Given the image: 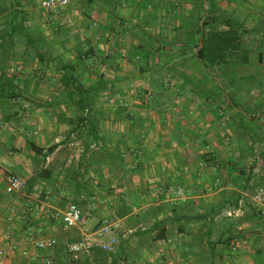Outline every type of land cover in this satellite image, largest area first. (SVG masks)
<instances>
[{
	"label": "crops",
	"instance_id": "1",
	"mask_svg": "<svg viewBox=\"0 0 264 264\" xmlns=\"http://www.w3.org/2000/svg\"><path fill=\"white\" fill-rule=\"evenodd\" d=\"M80 1L60 18L83 15L82 40H65L73 53L53 56L75 62L76 50L88 47L93 57L78 73L86 62L105 82L92 101V128L87 121L69 134L57 116L78 111L59 97L64 85L53 65L39 61L48 83L38 88L19 85L33 70L11 72L18 7L0 0V76L15 78L0 95V246L6 233L18 246L6 264H264V0ZM193 15L227 16L248 30L225 57L230 64L208 72L198 62ZM30 142L57 146L44 158ZM204 142L213 151L205 156ZM11 173L26 180L22 192L5 191ZM68 198L90 206L81 207L86 232L115 224L112 251L67 253L65 243L83 235L57 216ZM29 221L37 238H56V246L32 249Z\"/></svg>",
	"mask_w": 264,
	"mask_h": 264
},
{
	"label": "trees",
	"instance_id": "2",
	"mask_svg": "<svg viewBox=\"0 0 264 264\" xmlns=\"http://www.w3.org/2000/svg\"><path fill=\"white\" fill-rule=\"evenodd\" d=\"M20 13H22L21 10L16 9L14 18H16L17 15H20ZM191 17L194 24L189 28L188 33L192 36H198V42L194 45V53L196 59L202 67L206 71L212 72L215 66L230 64V61L224 60L225 57L232 53L233 50L240 47L239 44L234 43L237 39H239L242 33H245L248 30L243 29L242 26L234 19L227 16L205 15L200 19H198L199 17L196 18L195 15ZM220 24L226 25L227 29H219L218 26ZM206 27H209V30H206ZM12 31L16 33L20 32L28 39L30 47L35 51L40 62L46 61L47 63H54L53 67L60 73L59 79L64 86L59 94V97H62V99L68 102L69 105L75 106L78 111V115L73 118L60 114L57 116V120L67 125L69 128V134L71 132H77L82 124H85L87 121L90 123V127L92 128V124L96 122L95 115L98 113L97 111L92 113V101H96L101 95L100 89L105 80L102 73H98L97 80L88 85L83 82L81 73H78V70L81 67V60H83L84 57H93L91 55V50L88 48L84 50L77 49V52L80 54L76 57L77 60L75 62H64L60 58H56L54 56H47V58H45L44 53H41V44L44 43L43 41L45 39L39 37L36 39L32 38L25 30L22 20L20 21V25L15 22V26L12 27ZM92 63L94 62H90V65H92ZM95 73L97 74V71H95ZM210 78L216 81V77L214 75H211ZM14 80L15 78L13 77H7L6 75L0 76L1 96L6 97L8 95V92H2L3 87L8 86L10 90L13 89L15 86ZM192 81L194 84V80ZM198 84H201V81L195 82L194 85ZM30 145L33 147L35 153H43L44 158L52 153L57 146V144H53L44 149L43 147L35 145L33 142H30ZM44 173H46L45 170H41L39 175L43 176ZM28 224H30V222H25L26 226Z\"/></svg>",
	"mask_w": 264,
	"mask_h": 264
},
{
	"label": "rangeland",
	"instance_id": "3",
	"mask_svg": "<svg viewBox=\"0 0 264 264\" xmlns=\"http://www.w3.org/2000/svg\"><path fill=\"white\" fill-rule=\"evenodd\" d=\"M17 1V7L18 10H21L22 13L20 15H17L16 17V23L20 25V21L22 20V24L25 27V30L30 34V36L34 39L36 38H43L45 39L41 44V53H44V57L47 58V56H53V53L57 52V50L61 51V54H67L70 53L72 54L73 51L72 49L74 46L69 47L70 49H63L61 43H64L65 40H68L70 44H76L78 43L79 40H82L81 37L83 35L84 30L86 29V24H85V17L82 15L81 17L78 16L77 19L68 21L69 18H67L64 23H61L62 19L60 18V14L63 11H66L67 7L62 8V9H56V10H49L45 9L40 6V0H29L25 5L22 3L21 0H16ZM71 3L68 4L69 7L76 6L77 4H80V0H70ZM67 5V6H68ZM26 6V8H23ZM20 7V8H19ZM80 15V14H79ZM22 18V19H21ZM72 21V22H71ZM83 30V31H81ZM72 31H75L74 33H70ZM47 38V39H46ZM49 39L51 40L49 42ZM16 60L14 63V66H12L11 72L15 74L16 76L23 70L24 74H26V70H33V76L28 79L22 78L19 83V85H25L27 87V82L29 83V86L34 85L38 88L39 85H45V77H43L45 73L41 72L42 69L38 67V57L35 51L30 47V43L26 37H24L20 32L16 33ZM88 47H84L82 50L87 49ZM65 52H64V51ZM83 52V51H82ZM76 56H79L80 53L77 52L76 50ZM99 57V56H97ZM83 60H86L88 62V58L84 57ZM83 62L84 68H83V76L82 80H85V84H89L93 79H96L99 73V69L96 66H91L89 69H86L87 66L89 65L88 63ZM100 63V62H98ZM44 64V62H42ZM52 65L54 63H51ZM49 62L47 63L46 66H52ZM131 67V66H130ZM97 69V70H96ZM25 70V71H24ZM40 70V71H39ZM97 71V74L95 73ZM88 78V79H87ZM87 79V80H86ZM27 80V82L25 81ZM48 83V82H46ZM58 82L51 81L49 85L56 84ZM28 86V87H29ZM40 95V94H39ZM42 95V94H41ZM146 95V94H145ZM144 95V96H145ZM23 96V95H22ZM46 94L43 96L45 97ZM40 96H37L36 98H39ZM142 97V96H141ZM99 99V97H98ZM97 99V100H98ZM41 100L43 98L41 97ZM102 101H105L107 99H101ZM227 121V120H226ZM207 145L206 142L203 144V156L208 155L209 153H212L209 149V147H205ZM69 155H74L77 151L75 145L70 144L69 145ZM209 150V151H206ZM75 152V153H74ZM205 158V157H204ZM206 159V158H205ZM216 179H214L215 181ZM75 202L78 203L77 201L68 198V202ZM81 202H84L81 201ZM81 205V204H80ZM79 205V206H80ZM88 204H83L80 207L83 208H89L90 206ZM86 210V209H85ZM30 222V221H29ZM34 222H30L31 226H34ZM7 234V233H6Z\"/></svg>",
	"mask_w": 264,
	"mask_h": 264
},
{
	"label": "built area",
	"instance_id": "4",
	"mask_svg": "<svg viewBox=\"0 0 264 264\" xmlns=\"http://www.w3.org/2000/svg\"><path fill=\"white\" fill-rule=\"evenodd\" d=\"M70 0H40V6L49 9L56 10L67 7ZM26 187V180L19 174L11 173L7 176L5 191L8 194L20 193ZM179 194L183 193V190H178ZM63 224L64 229L80 228L83 229V235L80 239L69 241L65 243L66 251L72 258H77L80 254L89 251L92 247L98 246L103 251H112L118 241V234L116 232L115 224L104 221L101 226L92 232H86L84 228L87 224V218L83 212V209L76 203H69L66 208L57 214ZM27 241L31 245V248L36 252L48 250L54 248L57 244L56 238H37L34 234L32 226L28 224L26 226ZM5 244L0 246V264H6V260L12 255L18 248L15 239L9 235H5ZM235 249L234 245L232 246ZM23 256L28 257L29 252L26 249L21 250ZM38 254H36L37 256ZM36 256H33L36 257ZM45 264H51L50 259L45 260Z\"/></svg>",
	"mask_w": 264,
	"mask_h": 264
}]
</instances>
